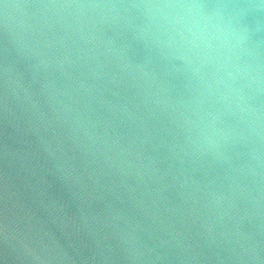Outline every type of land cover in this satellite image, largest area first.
Masks as SVG:
<instances>
[{
	"label": "water",
	"instance_id": "water-1",
	"mask_svg": "<svg viewBox=\"0 0 264 264\" xmlns=\"http://www.w3.org/2000/svg\"><path fill=\"white\" fill-rule=\"evenodd\" d=\"M0 0V264H264V139L220 153L127 20Z\"/></svg>",
	"mask_w": 264,
	"mask_h": 264
},
{
	"label": "clouds",
	"instance_id": "clouds-1",
	"mask_svg": "<svg viewBox=\"0 0 264 264\" xmlns=\"http://www.w3.org/2000/svg\"><path fill=\"white\" fill-rule=\"evenodd\" d=\"M127 20L179 79L183 127L198 150L264 139V0H135L91 6Z\"/></svg>",
	"mask_w": 264,
	"mask_h": 264
}]
</instances>
